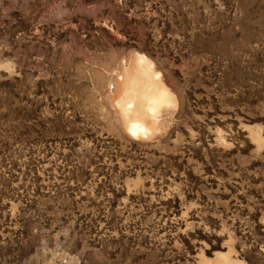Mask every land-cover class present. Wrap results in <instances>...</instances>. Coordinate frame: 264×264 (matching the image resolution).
<instances>
[{
  "label": "rangeland",
  "instance_id": "1",
  "mask_svg": "<svg viewBox=\"0 0 264 264\" xmlns=\"http://www.w3.org/2000/svg\"><path fill=\"white\" fill-rule=\"evenodd\" d=\"M134 53L177 97L142 138ZM0 264H264V0H0Z\"/></svg>",
  "mask_w": 264,
  "mask_h": 264
},
{
  "label": "bare ground",
  "instance_id": "2",
  "mask_svg": "<svg viewBox=\"0 0 264 264\" xmlns=\"http://www.w3.org/2000/svg\"><path fill=\"white\" fill-rule=\"evenodd\" d=\"M126 60L114 79L110 104L127 135L148 137L161 127L162 112L176 108L177 97L144 54L134 53Z\"/></svg>",
  "mask_w": 264,
  "mask_h": 264
}]
</instances>
